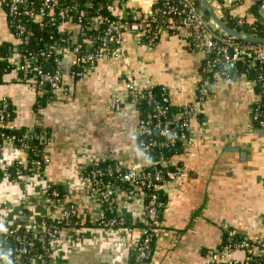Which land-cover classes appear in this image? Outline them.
<instances>
[{
    "label": "crops",
    "instance_id": "crops-1",
    "mask_svg": "<svg viewBox=\"0 0 264 264\" xmlns=\"http://www.w3.org/2000/svg\"><path fill=\"white\" fill-rule=\"evenodd\" d=\"M222 1L221 17L228 11L234 20H256L252 8L259 0ZM126 2L138 6L137 0ZM257 20L264 22V4ZM63 28L72 29L74 41L81 33L72 22ZM18 46L0 0L1 69L19 60ZM204 55L202 47L192 50L184 35L164 31L149 47L139 34L126 32L120 53L86 66L82 76L74 75L65 59L60 87L44 96L32 81L10 69L2 72L0 98L9 100L11 113L7 127L22 134V143L0 138V223L10 226L26 213L38 221L53 220L75 206L84 224L62 232L48 264H130L144 209L141 191L117 192L125 229L99 228L93 221L99 207L88 199L83 176L94 161L145 162L137 145L139 112L126 99V83L164 86L176 108L195 102ZM241 72L232 82L213 78L209 97L198 104L200 114L191 120L192 145L183 144L174 156L180 176L161 189L165 202L147 264H204L207 251L220 247L228 230L241 237L264 236V125L253 118L261 94L256 68ZM118 97L121 108L111 107ZM41 132L47 134L46 144ZM30 152L50 161L41 170H26ZM19 168L28 172L16 181ZM0 264L6 263L0 259Z\"/></svg>",
    "mask_w": 264,
    "mask_h": 264
},
{
    "label": "built area",
    "instance_id": "built-area-1",
    "mask_svg": "<svg viewBox=\"0 0 264 264\" xmlns=\"http://www.w3.org/2000/svg\"><path fill=\"white\" fill-rule=\"evenodd\" d=\"M1 1L7 8L10 27L20 40L18 50L21 56L12 66L4 69L0 67V74L10 69L17 77L35 83L41 96L60 87L65 59L70 60L73 74L82 76L86 66L94 64L100 58L118 55L126 32L139 34V39L149 47L157 42L164 31L186 36L192 50L202 47L205 64L201 69L203 79L195 102L175 107L171 112L172 98L166 87H157L149 81L144 82L141 87L134 81L126 83V99L139 112L137 145L145 162L142 165L126 166L113 159L94 161L83 176L88 187V199H92L99 207L98 216L93 220L99 228L116 231L125 229L127 219L117 210V192L125 189L128 195H134L138 190L141 191L144 209L139 221L138 237L132 244L130 264H147V257L160 227V212L164 207L159 192L163 185L176 180L181 173L178 167H172V159L164 155L163 149L174 147L180 141L186 146L192 145L191 120L200 114L198 104L209 97L212 79L220 75L232 82L234 76L232 77L229 68L234 67V72L239 63L246 65L240 75L246 73L249 67L256 68V82L261 99L254 105L253 118L264 125V43L223 38L224 34L212 27L209 18L201 14L202 7H198L194 0H162L160 6H156L159 0H137L139 14L134 13L131 18H126L123 8L115 10L113 4H100L96 13L89 15L86 10L77 13L76 20L72 21L67 17L76 12V3L58 6L57 0ZM210 1L220 13L224 2ZM89 6L92 7V4ZM56 8L61 10L60 20L56 16ZM102 9L115 13L116 18L110 20L102 16ZM148 15L152 17L148 19ZM85 20L97 30L80 42L74 41L72 29H64L63 26L72 22L79 25L83 33ZM35 22L40 27L46 23L55 26L58 30L65 31L68 37L56 39L46 47H34L31 43L35 38V31L31 25ZM102 22H105L103 27L100 26ZM235 22L238 26L246 24L242 18H235ZM147 33L148 37L145 38L144 34ZM214 51L217 55L210 57V53ZM1 79L2 76L0 81ZM121 102V98H115L111 107L121 108ZM140 104L151 110L143 111ZM10 116L9 100L0 98V138L16 142L15 135H7L1 131L2 128H8ZM155 131L159 132L160 137L155 136ZM157 148L162 150L156 151ZM49 161L47 157H35L25 169L41 170ZM27 172L24 168L17 169L15 180L21 181ZM51 194L58 195L54 190ZM83 224L75 206L65 207L53 220L38 221L26 213L17 223L4 226L6 232H0V255L8 257L11 264H48L62 232ZM238 235L236 231L228 230L223 244L207 251L204 264H264V236L245 235L238 239ZM12 237L17 241V246L13 251H8L5 244ZM27 248L35 252L26 261L24 258ZM4 262L6 263L5 260Z\"/></svg>",
    "mask_w": 264,
    "mask_h": 264
},
{
    "label": "trees",
    "instance_id": "trees-1",
    "mask_svg": "<svg viewBox=\"0 0 264 264\" xmlns=\"http://www.w3.org/2000/svg\"><path fill=\"white\" fill-rule=\"evenodd\" d=\"M58 1V6H64V5H69V4H74L76 3L77 5V9L75 13H70V15L67 17V19H69V21L72 20H76V16L77 13H82L84 11H89V15L94 14L97 12V8L100 4H104L107 5L110 3V0H57ZM195 4L198 7H201V4L198 0H194ZM92 4V7H90L89 5ZM162 4V0H159L157 2L156 6H160ZM264 4V0H259V2L252 8V11L255 14L256 20L251 21L250 23L246 22V24L244 26H238L235 22V20L233 18H231L230 14L228 11H226L222 18L225 22H227L230 26L238 28L240 30H243L245 32H250L253 34H257L260 36H264V22H261L259 20H257V15L259 14V10H260V6H262ZM113 6L115 7V10H118L120 8H123L126 14V18H131L132 14L137 13L139 14V9L136 8L135 6L128 4L126 2V0H115L113 3ZM61 10L59 8L55 9V13L57 18L60 20L61 19V14H60ZM101 14L102 16L112 20L115 19V13L113 12H108L106 9H102L101 10ZM87 16V15H86ZM148 19H150L152 16H147ZM83 25L85 26L84 32L81 34H79V37L76 41H81L84 39L85 36H90L91 33L97 29L92 28L89 22H87L86 20L84 21ZM101 27L105 26V22H102ZM31 28L35 31V38L33 40V42L31 43L32 46L34 47H46L48 44L50 43H54L56 41V39H59L61 37H68V35L65 34V31H60L58 30L57 27L52 26L48 23H46L45 26L40 27L36 22L32 23ZM91 28V29H90ZM145 38L148 37V33L144 34ZM223 38L225 39H229L230 37L224 36L222 35ZM160 39V37L158 38V40ZM72 41V38L70 39ZM216 51L210 53V57H215ZM203 64H205V60L203 62ZM0 67H2V64L0 63ZM246 65L243 63H239L237 65L236 70L233 72L234 74H232L233 76L239 74V72L243 71L245 69ZM1 75V74H0ZM2 76V75H1ZM0 76V78H1ZM263 105L264 106V97H263ZM140 107L143 111L145 110H151L150 107H148L146 109V106H144L143 104H140ZM171 112L174 111L173 108H175V106L172 105L171 107ZM262 109L264 110V107H262ZM2 132L8 134H12L16 136V143L17 144H21L22 143V134L19 136V132L15 131V130H10L8 128H2L1 129ZM22 133V132H21ZM155 136L156 137H160V134L158 131H155ZM183 145V143L180 141L178 145L171 147L169 149H163L164 155L169 156L170 159H172V167H177L178 164L174 163V156L175 154L179 153L181 146ZM162 149L157 148L156 151H160ZM35 157H40L38 155L33 154V152L29 153V159H34ZM105 164V163H104ZM102 164V165H104ZM88 170V168H87ZM87 172V171H86ZM85 172V174H86ZM160 199L165 202V197L163 196L162 192L160 191ZM53 199H57V198H53ZM56 201V200H55ZM161 213V212H160ZM238 239H241V236L238 235ZM6 248L8 251H13L15 249V247L17 246V241H15V239L12 237L9 240H7L6 242ZM24 247V244H23ZM29 251V252H28ZM35 251H30L27 248V254L25 255V260L27 261L28 258L34 253ZM150 257L148 255L147 257V263L149 261Z\"/></svg>",
    "mask_w": 264,
    "mask_h": 264
},
{
    "label": "water",
    "instance_id": "water-1",
    "mask_svg": "<svg viewBox=\"0 0 264 264\" xmlns=\"http://www.w3.org/2000/svg\"><path fill=\"white\" fill-rule=\"evenodd\" d=\"M115 0H110V4H113ZM201 4V14L207 16L211 22L212 27L219 30L222 34L232 37L236 40L249 41L253 43H264V36H254L249 33L243 32L235 27L230 26L219 14L218 8L210 0H198ZM231 52V51H230ZM231 67V66H230ZM34 132L29 133V146H34ZM41 143H47L46 132H41Z\"/></svg>",
    "mask_w": 264,
    "mask_h": 264
},
{
    "label": "clouds",
    "instance_id": "clouds-1",
    "mask_svg": "<svg viewBox=\"0 0 264 264\" xmlns=\"http://www.w3.org/2000/svg\"><path fill=\"white\" fill-rule=\"evenodd\" d=\"M6 231L7 230L4 228L3 224L0 223V232H6ZM0 259L5 260L6 264H11V260L8 257L4 256V255H0Z\"/></svg>",
    "mask_w": 264,
    "mask_h": 264
}]
</instances>
